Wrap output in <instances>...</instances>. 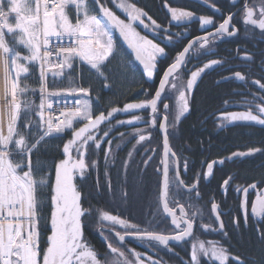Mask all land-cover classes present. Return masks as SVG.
<instances>
[{
    "label": "snow or ice",
    "instance_id": "obj_1",
    "mask_svg": "<svg viewBox=\"0 0 264 264\" xmlns=\"http://www.w3.org/2000/svg\"><path fill=\"white\" fill-rule=\"evenodd\" d=\"M204 2L216 13L221 12L215 3H208V0ZM70 6H74L72 17L68 11ZM163 7L170 14L171 21L191 22L198 19L205 34L187 40L178 50L169 49L167 45L174 44V38L180 34L168 35L169 28L158 24L136 3H129V0H92L91 3L86 0H0V264H133L124 251L113 245L108 236H104L108 251L103 254V259L92 250L86 242L84 228L94 216L98 217L100 225L107 223L124 229L122 234L112 227L119 242L131 236L141 242L155 241L158 245L168 247L170 241L181 242L193 236L196 212L192 211L190 215L184 205L180 204L181 217L178 219L175 208L169 207L168 197L170 186L173 192L181 189H186L188 193L196 191L200 174L196 175L197 182L191 188L185 185L180 177V161L170 146V137H175L181 118L191 111L193 93L202 77L224 66V60L213 58L216 55L215 43L238 34L239 30L233 24L237 13L230 12L221 22H217L213 17H197L192 11L171 7L167 2ZM237 12L245 24L258 27L264 37V0L258 5L244 0ZM10 18L14 23L9 22ZM141 25L152 34L151 38L138 31ZM208 28L214 30L207 31ZM6 33L13 34L15 43L12 46L9 45ZM117 33L132 50V59L124 58L125 54L117 42ZM53 38L60 43H54ZM65 39L68 41L66 44ZM16 44L24 45L28 55L17 51ZM162 57L167 61L166 64L160 61ZM203 59L206 62L202 66L193 63L194 60ZM244 59L252 61L253 57L246 55ZM77 60L90 65L96 76L103 80L109 79L104 70L113 61L122 68L124 75L135 79V63L139 62L143 67L141 76L152 81L158 76V86L152 93L145 88L144 95L147 98L144 100L127 102L123 107H111L107 114L99 111L94 115L91 85L69 86L57 91H50L47 87L49 75L54 81L58 77H65V70H71ZM33 62L38 65L37 79L40 87L30 90L26 84L21 87V75L29 73L28 65ZM68 79L71 84V78ZM224 79L244 81L245 76L237 71ZM251 83L258 86L260 92H264V83L260 80H252ZM36 94L39 95V104L32 99ZM54 97L60 101L55 108ZM69 97L76 98L74 103H67ZM169 97L173 98L174 105L168 102ZM256 99L253 95L252 100L247 102V111L227 113L222 119L228 124L237 121L254 122L264 128V96L259 97V104L255 103ZM146 109L147 119L132 115L131 119L116 121L118 125L141 123L145 127L136 128L127 136L123 132L119 133L116 137L119 142L113 145L111 134L114 130V116L117 113L131 114ZM173 109L174 116L169 122V113ZM46 111L58 113V116L46 115ZM102 125L105 127L102 128ZM69 130L70 136L62 148L55 146L65 158L50 167L46 163L37 166L33 155L42 148L46 149L51 138H59ZM153 132H158L161 137L162 167L156 171L163 177L162 207L175 225L173 235L149 230L119 215L93 207L88 194L75 183L77 177L86 179L90 169L98 172V160L89 161L87 157L90 148L98 154L104 145L105 183L101 185L97 175L95 190L101 193L104 188L111 193L113 185L107 168L110 163H115L114 157L121 144L127 142L128 136L135 139L123 168L129 167L128 161L133 159L137 145L143 146L146 159L142 164L146 168L156 155V149L151 147ZM258 153L264 155V147L237 150L224 159L207 162L203 176L205 179L212 177L216 165L255 157ZM13 154L19 158L14 159ZM183 169L188 170L187 162H184ZM232 180L233 177L229 176L222 182L221 191L225 196ZM256 188L255 183L247 188H234L242 197L240 207L245 223L248 192ZM45 189L50 193L47 198L44 195ZM128 195L121 188L122 202H127ZM196 195L199 197L198 192ZM46 203L51 206L49 216L43 215ZM211 211L219 223L218 230L223 232L224 223L220 219L219 205L213 202ZM252 212L258 217H264V190L257 195ZM49 221L51 234L47 237V246L41 249L40 228L42 225L47 226ZM238 222L239 218H236L234 224L238 226ZM201 227L210 228L209 225ZM257 231L259 238L264 241V231L259 228ZM224 235L227 236V233L224 232ZM129 252L135 258V264H159L151 255H142L131 249ZM200 254L215 258L220 264H226L229 260L227 250L218 243L206 247L203 242H199L192 245L190 260L185 261V264H201ZM234 259L237 264H245L239 257Z\"/></svg>",
    "mask_w": 264,
    "mask_h": 264
},
{
    "label": "flooded vegetation",
    "instance_id": "obj_2",
    "mask_svg": "<svg viewBox=\"0 0 264 264\" xmlns=\"http://www.w3.org/2000/svg\"><path fill=\"white\" fill-rule=\"evenodd\" d=\"M86 2L91 3L90 0ZM167 2L171 7L192 11L199 16L213 17L217 22H221L223 17H226L230 12L237 13L234 16L233 24L239 30L234 37H225L217 40L215 43L216 55L213 58L222 59L225 61L223 67H218L214 71L207 72L198 83L197 88L193 93V101L191 102V111L181 118L178 125L175 137H170V146L176 153L181 164L180 177L188 188L196 183V175L200 174V180L196 191L188 193L186 189H181L173 192L170 186L169 190V207L175 208L176 217L179 219L181 213L179 205L183 204L185 211L191 215L192 211L196 212V223L193 229V236L186 238L184 241H170L169 246L165 247L158 245L155 241L141 242L131 236H127L124 242H119L112 231L115 227L117 231L124 233V229L120 226H110L105 223L97 229L96 235L100 241L105 245L104 249H95L88 242V234H95L94 231L84 228V235L86 242L100 254L103 259V254L108 251L106 248V241L104 236H108L115 247L125 252L129 260L135 264V258L131 255L129 250H134L142 255H151L159 264H185V261L190 260V254L193 244L203 242L206 246H211L212 243H218L219 246L227 250L229 260L226 264H237L235 257H239L245 262L246 257L242 253V242H244L248 233L255 231L258 235L257 229L264 226V217H258L252 212V206L256 203V197L261 190H264V155L257 154L255 157L237 160L233 162H225V165L214 166L213 175L205 179L203 176L206 171V163L212 160L224 159L230 156L232 152L240 150L246 151L249 148L264 147V128L254 122L237 121L228 124L222 119L224 114L231 112H241L248 110L247 102L252 100L253 95L257 97L255 103H261L259 97L264 96V92H260L258 86L251 83L252 80H260L264 83V37L261 35V30L250 24L243 22L242 16L237 12L244 4V0H208V3H215L221 9L220 13H216L209 8L204 0H129V3H136L137 7L142 8L149 16L152 17L158 24L169 28L168 35L179 33L175 37L174 44H168L169 49L178 50L181 45L187 40L195 36L205 34V30L201 29L199 20L195 19L191 22H175L171 21L170 14L163 7ZM261 0H249L250 4H259ZM94 7V5L92 4ZM118 14L123 15L118 12ZM147 22V21H146ZM214 29L208 28L207 31ZM141 34H146L149 38L152 34L144 29L143 26L138 27ZM119 43L125 48L129 54L130 59L133 58V53L128 49L123 40L116 35ZM167 43V42H165ZM246 55L252 56V61L244 59ZM162 63H167L165 58H160ZM201 61H193V63L202 66ZM137 70L136 77L139 79L138 85L135 88L137 94L144 95V89L148 88L149 93L154 92L158 86V76L155 81L147 80L141 76L142 69L138 62L135 63ZM241 72L245 76L244 81L236 79L225 80L224 77L232 76L234 72ZM159 75V74H158ZM205 89H218L220 94L216 101L205 111L198 113L194 121L191 122L190 130H186L185 120L188 119L195 107L197 96ZM178 95V94H177ZM144 100V99H141ZM140 100H136L139 102ZM168 102L174 105V100L169 97ZM255 111V110H254ZM120 119H129L132 115H140L144 119L148 118V110H143L137 113H119ZM174 116V109L169 113V122ZM124 127L123 133L127 136L128 133H133L136 128H143L145 125L135 123L134 125H116V128ZM121 133V129L119 130ZM206 136V140L202 138ZM223 136L222 138H220ZM118 140L113 138V145ZM119 141V140H118ZM135 144V139L128 136L127 142L121 144L117 151L115 160L117 165L116 170L120 171L122 159H127V153L132 150V145ZM161 137L158 132H153V141L151 147L156 149V155L149 165L145 168L142 161L146 159L143 152V146L137 145V149L133 152V159L128 161L129 167L125 169L124 173L128 180V189L137 184L144 185L146 189H155V195L147 199L146 212H133L131 200L127 198V202L119 201L115 205L119 207L124 206L126 210H121L122 213L113 214L119 215L121 218L128 220L130 223L138 224L141 220V227H148L149 230L161 232L166 235L175 234V225L172 224V218L167 217L163 212L162 201V174L158 173L156 169L161 168L160 160L162 159ZM121 149H123L121 151ZM151 154V153H149ZM171 161V158H170ZM184 162L188 163V170L183 169ZM252 167L255 172L253 178L245 177L243 173ZM223 175V176H222ZM170 179L172 172L169 173ZM229 176L233 177L230 182L228 193L225 196L221 191V185L224 179ZM121 180V178H120ZM174 183V181H172ZM255 183L257 188L255 190L249 189L247 197V223H245L242 209L240 207L241 195L234 191V188L240 186L247 188L249 185ZM77 184V181H76ZM143 187V188H144ZM196 192L199 193L197 197ZM152 194V191H151ZM217 203L219 205L220 219L224 223V231H219V223L215 219V214L211 211V204ZM239 218L238 226L234 224V220ZM151 222V224H150ZM139 225V224H138ZM201 225H209L210 228L201 227ZM183 227V224H181ZM227 233V236L224 235ZM259 237V236H258ZM171 248V251L169 250ZM209 260L208 258H200ZM212 264H220L215 260H209Z\"/></svg>",
    "mask_w": 264,
    "mask_h": 264
},
{
    "label": "trees",
    "instance_id": "obj_3",
    "mask_svg": "<svg viewBox=\"0 0 264 264\" xmlns=\"http://www.w3.org/2000/svg\"><path fill=\"white\" fill-rule=\"evenodd\" d=\"M92 2V0H90ZM94 5V4H93ZM95 7V5H94ZM70 17L73 16V7L68 9ZM117 37V36H116ZM6 38L10 46H12L15 42L12 38V34L6 33ZM117 42L120 48L123 50L125 54V59H130L129 52L122 47V45L118 41ZM16 50L19 51L22 55H28L27 48H17ZM24 63V61H21ZM29 66V73L21 75V87H24L25 84L28 86L30 90L38 89L40 84L38 82V65L33 62ZM105 75L109 77L108 80L100 79L96 76L95 70L91 69V66L88 65L86 62L77 60L74 62L73 68L71 70H65V77H58L53 80L52 76L49 78V90L50 91H57L63 88H67L69 86H84L89 87L91 85L92 91L91 95L93 97L92 105H93V113L98 114L99 111H107L110 110L111 107L118 106L123 107L124 103L132 102L136 100L146 99L147 97L143 94H137L135 92V88L138 85L139 79L135 77L132 79L130 75H124L122 68L117 64L116 61H113V64L109 66V68L105 69ZM137 73V72H136ZM68 77L71 78V84L69 82ZM108 85L110 87H106ZM218 89H205L203 92H200L197 96V101L195 107L193 109L192 115L185 120V127L186 130H190L191 122L194 121L195 116L207 110L211 107V105L216 101V98L220 94L217 92ZM98 97V99H96ZM55 98V97H54ZM73 98V97H69ZM32 99L35 101L36 104H39V95L36 94L32 96ZM59 99V98H56ZM124 114V113H123ZM121 115L117 113L113 120L112 124L114 126L113 133L111 134L113 138L118 137L119 130L123 132L124 127L122 126L120 129L116 128L117 125L116 121H118ZM104 128L105 126H101ZM70 136V130L67 131L59 138H51L48 142L47 148H42L39 153H35L33 155L34 162L37 163V166H40L42 163H46L49 167L56 161L65 158L62 151H58L55 147L59 145L62 148L63 143L67 138ZM221 136L220 138H222ZM204 141L206 140V136L202 137ZM117 143L118 140H115ZM104 145H102L100 152L94 153L91 148L89 150V154L87 159L91 161L92 159L98 160V172L94 170H89L90 174L87 176L86 179L81 180L80 178L77 179V185L81 187V190L88 194V199L90 204L95 208H100L104 211H108L111 214H119L122 213L121 210H126L124 206L116 207V203L121 201V188H124L125 191L128 192V199L131 200L132 203V210L133 212L142 213L144 215L146 212V203L147 199L152 196V199L156 192L155 189H146L144 185L131 186L129 189L127 187L128 180L126 179L124 173L125 168H123V161L120 167V171L115 169L117 165L116 160L115 163H110L108 165L107 171L109 173V177L112 181L113 191L109 193L104 188L101 189V193H97L95 190V180L97 175L99 177V181L101 185L105 183V164L103 159V150ZM123 149H121L122 151ZM37 157L39 158L37 160ZM14 159H18L19 157L13 156ZM115 159V157H114ZM250 170H246L243 175L245 177L253 178L255 176L254 170L252 167L249 166ZM223 176V175H222ZM121 178V180H120ZM144 187V188H143ZM152 191V194H151ZM45 198H47L50 193L47 189L44 192ZM156 196V195H155ZM51 211L50 203H46L43 215L49 216ZM138 224L141 225V220L138 221ZM87 230L97 231L99 227H101L98 217L94 216L87 224ZM261 231H264V226L261 228ZM51 234L50 229V221L47 226H41L40 228V247L44 249L47 246V237ZM88 242L92 247L95 249H104L105 245L100 241L98 235L95 234H88L87 238ZM242 253L246 257L245 264H262L264 262V241H262L255 231H251L248 233L247 237L245 238L244 242H242ZM106 250V249H104ZM201 264H212L211 261L203 259Z\"/></svg>",
    "mask_w": 264,
    "mask_h": 264
},
{
    "label": "built area",
    "instance_id": "obj_4",
    "mask_svg": "<svg viewBox=\"0 0 264 264\" xmlns=\"http://www.w3.org/2000/svg\"><path fill=\"white\" fill-rule=\"evenodd\" d=\"M54 43H60L59 41H56L55 38H53ZM64 43H68L67 39H65ZM97 48L99 47V45H95ZM50 76V75H49ZM49 78V77H48ZM47 87H48V83H47ZM49 89V87H48ZM54 103H53V107H56V104L59 103V100L53 99ZM67 103H74V99H67ZM46 115H54V116H58V113L52 112V111H46ZM60 119H64V117H59ZM5 131H6V117H5ZM15 154H13L14 156Z\"/></svg>",
    "mask_w": 264,
    "mask_h": 264
},
{
    "label": "rangeland",
    "instance_id": "obj_5",
    "mask_svg": "<svg viewBox=\"0 0 264 264\" xmlns=\"http://www.w3.org/2000/svg\"><path fill=\"white\" fill-rule=\"evenodd\" d=\"M22 2H23V0H22ZM70 7H73V6H70ZM69 7V8H70ZM9 22L10 23H14V21L10 18L9 19ZM12 38H13V34H12ZM18 38V37H17ZM15 42V41H14ZM96 47V46H95ZM84 62V61H83ZM132 118V117H131ZM131 118H129V119H131ZM79 177H77V179H78ZM77 179H76V181H77ZM76 181H75V183H76ZM206 246V245H205ZM206 247H209V246H206ZM204 257H206V258H208L209 260H215V261H217V262H219L220 263V261H218V260H216L215 258H212V257H207V256H204L203 254H200V258H204Z\"/></svg>",
    "mask_w": 264,
    "mask_h": 264
},
{
    "label": "water",
    "instance_id": "obj_6",
    "mask_svg": "<svg viewBox=\"0 0 264 264\" xmlns=\"http://www.w3.org/2000/svg\"><path fill=\"white\" fill-rule=\"evenodd\" d=\"M117 35L119 36V34L117 33ZM122 39V38H121ZM124 42V41H123ZM125 43V42H124ZM125 45H126V43H125ZM127 46V45H126ZM128 47V46H127ZM128 49L132 52V50L128 47ZM138 64H139V62H138ZM139 66L141 67V69L143 70V67H142V65H140L139 64ZM163 184V183H162ZM166 214V213H165ZM167 215V217H169V218H171V216H169L168 214H166Z\"/></svg>",
    "mask_w": 264,
    "mask_h": 264
},
{
    "label": "crops",
    "instance_id": "obj_7",
    "mask_svg": "<svg viewBox=\"0 0 264 264\" xmlns=\"http://www.w3.org/2000/svg\"><path fill=\"white\" fill-rule=\"evenodd\" d=\"M17 48H26L24 45L16 44Z\"/></svg>",
    "mask_w": 264,
    "mask_h": 264
}]
</instances>
